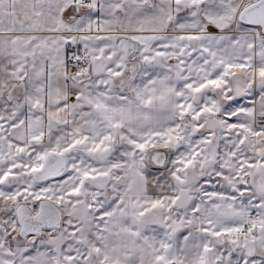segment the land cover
Listing matches in <instances>:
<instances>
[{"label":"snow or ice","instance_id":"6c2138e0","mask_svg":"<svg viewBox=\"0 0 264 264\" xmlns=\"http://www.w3.org/2000/svg\"><path fill=\"white\" fill-rule=\"evenodd\" d=\"M0 264H264V0H0Z\"/></svg>","mask_w":264,"mask_h":264}]
</instances>
